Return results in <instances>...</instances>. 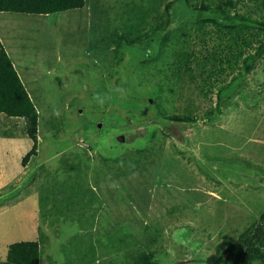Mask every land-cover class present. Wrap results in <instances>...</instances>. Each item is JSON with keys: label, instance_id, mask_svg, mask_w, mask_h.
<instances>
[{"label": "rangeland", "instance_id": "rangeland-1", "mask_svg": "<svg viewBox=\"0 0 264 264\" xmlns=\"http://www.w3.org/2000/svg\"><path fill=\"white\" fill-rule=\"evenodd\" d=\"M232 2L264 23V0ZM202 3L0 12L38 112L27 163L24 123L0 113V262L35 241L38 264H242L225 251L247 254L264 217V53L248 73L212 70Z\"/></svg>", "mask_w": 264, "mask_h": 264}, {"label": "trees", "instance_id": "trees-1", "mask_svg": "<svg viewBox=\"0 0 264 264\" xmlns=\"http://www.w3.org/2000/svg\"><path fill=\"white\" fill-rule=\"evenodd\" d=\"M86 0H0V12L29 13L47 15L63 12L72 9L83 8ZM232 0H207L199 6L201 12L206 11L215 16L197 19V29L204 28L206 22L214 26V31L208 34L212 39L206 49V57L210 60L211 69L219 64L222 67L219 71L227 69L234 70L243 67L244 73L252 70L254 62L264 53V39L261 33L264 32L262 19L249 15L231 13ZM240 19L241 21H238ZM215 62V63H213ZM222 87L218 88L219 97ZM0 113L8 117H19L24 120L25 131L31 140L32 146L26 153L22 162H27L31 155L37 152V126L38 112L33 104L19 74L17 73L12 60L7 55L0 40ZM211 113V110L209 111ZM169 118L175 121H192L189 114L171 115ZM264 219V217H263ZM261 219L257 226L248 230L243 239H250L246 253H239L238 250L227 248L225 252L236 254L233 256L242 264H264V220ZM232 256V255H231ZM223 258V255H221ZM40 251L35 241H19L8 246L7 257L0 264H38ZM139 258V257H138ZM134 259L135 264H142L150 260L145 254L140 255L141 259Z\"/></svg>", "mask_w": 264, "mask_h": 264}, {"label": "crops", "instance_id": "crops-1", "mask_svg": "<svg viewBox=\"0 0 264 264\" xmlns=\"http://www.w3.org/2000/svg\"><path fill=\"white\" fill-rule=\"evenodd\" d=\"M7 18H4V19H2V20H0V25L2 24V22H4L5 20H6ZM12 63L14 64V62L12 61ZM7 118H10L11 120H14V121H17V120H21L22 122H23V120L22 119H20V118H14V119H12V117H7ZM1 121H3V119L2 118H0V122ZM4 122V121H3ZM24 123V122H23Z\"/></svg>", "mask_w": 264, "mask_h": 264}, {"label": "water", "instance_id": "water-1", "mask_svg": "<svg viewBox=\"0 0 264 264\" xmlns=\"http://www.w3.org/2000/svg\"><path fill=\"white\" fill-rule=\"evenodd\" d=\"M123 139H124L123 135H119L117 140L118 141H123Z\"/></svg>", "mask_w": 264, "mask_h": 264}, {"label": "clouds", "instance_id": "clouds-1", "mask_svg": "<svg viewBox=\"0 0 264 264\" xmlns=\"http://www.w3.org/2000/svg\"><path fill=\"white\" fill-rule=\"evenodd\" d=\"M16 118H19V117H16ZM20 119H22V118H20ZM22 120H23V119H22ZM23 122H24V120H23ZM24 127H25V123H24ZM27 162H28V161H27ZM27 162H26V163H27Z\"/></svg>", "mask_w": 264, "mask_h": 264}]
</instances>
